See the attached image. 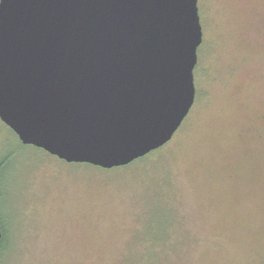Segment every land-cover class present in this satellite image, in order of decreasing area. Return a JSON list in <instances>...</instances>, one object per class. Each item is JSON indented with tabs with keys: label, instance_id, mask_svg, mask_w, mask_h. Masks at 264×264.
I'll list each match as a JSON object with an SVG mask.
<instances>
[{
	"label": "rangeland",
	"instance_id": "1",
	"mask_svg": "<svg viewBox=\"0 0 264 264\" xmlns=\"http://www.w3.org/2000/svg\"><path fill=\"white\" fill-rule=\"evenodd\" d=\"M196 100L128 166L68 163L0 119V264H264V0H199Z\"/></svg>",
	"mask_w": 264,
	"mask_h": 264
},
{
	"label": "water",
	"instance_id": "2",
	"mask_svg": "<svg viewBox=\"0 0 264 264\" xmlns=\"http://www.w3.org/2000/svg\"><path fill=\"white\" fill-rule=\"evenodd\" d=\"M198 1L0 0L1 121L103 169L161 148L196 100Z\"/></svg>",
	"mask_w": 264,
	"mask_h": 264
},
{
	"label": "trees",
	"instance_id": "3",
	"mask_svg": "<svg viewBox=\"0 0 264 264\" xmlns=\"http://www.w3.org/2000/svg\"><path fill=\"white\" fill-rule=\"evenodd\" d=\"M13 131V130H12ZM14 132V131H13ZM15 133V132H14ZM16 134V133H15ZM21 142V141H20ZM22 143V142H21ZM23 144V143H22ZM25 145V144H24ZM159 149H161V148H159ZM159 149H157V150H159ZM153 152V151H152ZM152 152H150V153H152ZM48 153V152H47ZM149 153V154H150ZM149 154H147L146 156H143V157H141V158H139V159H137V160H135V161H133V162H136V161H139V160H145L147 157H148V155ZM132 162V163H133ZM86 164V163H85ZM131 164V163H130ZM130 164H128V165H130ZM90 165V164H89ZM128 165H126V166H128ZM101 168V167H100ZM2 226V225H1ZM2 230H3V235H4V228H3V226H2ZM2 247H3V242H2V240H1V242H0V251H1V249H2Z\"/></svg>",
	"mask_w": 264,
	"mask_h": 264
}]
</instances>
